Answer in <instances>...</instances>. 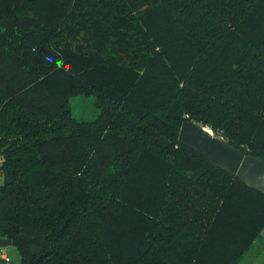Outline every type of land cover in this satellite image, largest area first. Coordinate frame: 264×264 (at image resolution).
Listing matches in <instances>:
<instances>
[{
    "label": "trees",
    "instance_id": "obj_1",
    "mask_svg": "<svg viewBox=\"0 0 264 264\" xmlns=\"http://www.w3.org/2000/svg\"><path fill=\"white\" fill-rule=\"evenodd\" d=\"M23 7L26 42L0 49L11 264H236L264 230V194L178 131L190 120L264 158V0ZM76 95L94 119L72 115Z\"/></svg>",
    "mask_w": 264,
    "mask_h": 264
},
{
    "label": "water",
    "instance_id": "obj_2",
    "mask_svg": "<svg viewBox=\"0 0 264 264\" xmlns=\"http://www.w3.org/2000/svg\"><path fill=\"white\" fill-rule=\"evenodd\" d=\"M178 141L214 166L237 177L248 188L264 194V158L234 147L216 137L208 127L190 120L181 122ZM10 244L9 239L0 237V247Z\"/></svg>",
    "mask_w": 264,
    "mask_h": 264
},
{
    "label": "rangeland",
    "instance_id": "obj_3",
    "mask_svg": "<svg viewBox=\"0 0 264 264\" xmlns=\"http://www.w3.org/2000/svg\"><path fill=\"white\" fill-rule=\"evenodd\" d=\"M27 0H0V49H10L14 45L26 42V35L30 32L19 24V17H23V5ZM1 19L6 21L2 22ZM72 115L79 120H91L97 116L98 110L90 96L76 95L69 99ZM6 255L14 263L20 262V253L14 244L4 247ZM245 264V262H241ZM247 264V263H246ZM248 264H264V253H256Z\"/></svg>",
    "mask_w": 264,
    "mask_h": 264
},
{
    "label": "crops",
    "instance_id": "obj_4",
    "mask_svg": "<svg viewBox=\"0 0 264 264\" xmlns=\"http://www.w3.org/2000/svg\"><path fill=\"white\" fill-rule=\"evenodd\" d=\"M256 253H264V230H262L261 235H259L253 241L251 246L245 251V253L241 256L236 264H241V262H245V264H248L250 260H252L256 255Z\"/></svg>",
    "mask_w": 264,
    "mask_h": 264
},
{
    "label": "built area",
    "instance_id": "obj_5",
    "mask_svg": "<svg viewBox=\"0 0 264 264\" xmlns=\"http://www.w3.org/2000/svg\"><path fill=\"white\" fill-rule=\"evenodd\" d=\"M0 264H11L10 258L6 255L4 247H0Z\"/></svg>",
    "mask_w": 264,
    "mask_h": 264
}]
</instances>
